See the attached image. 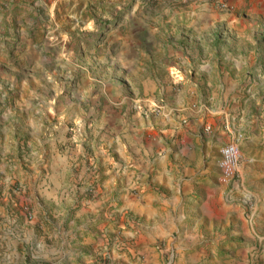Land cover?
I'll return each mask as SVG.
<instances>
[{
    "label": "rangeland",
    "instance_id": "374dc122",
    "mask_svg": "<svg viewBox=\"0 0 264 264\" xmlns=\"http://www.w3.org/2000/svg\"><path fill=\"white\" fill-rule=\"evenodd\" d=\"M221 87L234 90L206 97ZM119 122L124 153L106 137ZM259 134L264 0H0V264H174L200 206L217 215L202 229L217 257L240 247L225 264H264ZM137 140L157 145L151 163ZM226 143L241 156L222 186ZM147 197L188 221L147 236Z\"/></svg>",
    "mask_w": 264,
    "mask_h": 264
},
{
    "label": "crops",
    "instance_id": "0c3cea01",
    "mask_svg": "<svg viewBox=\"0 0 264 264\" xmlns=\"http://www.w3.org/2000/svg\"><path fill=\"white\" fill-rule=\"evenodd\" d=\"M190 57L192 58L193 55L190 53ZM208 85H211V82H207ZM233 87H227L224 88L221 87L218 90L215 91V89L206 88V97H209L213 99L215 95H218L219 92L221 94L228 95L231 91H233ZM109 123V121H108ZM125 125L122 122H119L117 126H114L115 132L111 135L113 136H106L108 139H110L111 142H113V148L112 152H120L124 153V148H126L127 144L122 139L125 136ZM132 128V127H131ZM132 130H135V128H132ZM105 131H107L105 129ZM255 132H252L251 141H255ZM260 137H262L261 143L264 142V135L259 134ZM109 141V142H110ZM155 145L152 141H147L145 143H142L141 140H137V142L134 144V147H136L139 151L142 150L144 154L146 155L147 161L151 163L153 160ZM82 155H84L83 151L81 152ZM55 161V160H54ZM63 161H60L56 163L57 165L52 164L55 171L58 173L59 171H63L65 168L63 165ZM122 167L121 164H119L118 171ZM117 171V173H118ZM153 165L150 167V172L154 174L153 180L161 186L173 188L174 185L171 183L169 175L166 172H154ZM57 175V174H55ZM54 175V176H55ZM178 190H181V187H178ZM262 199H263V205L261 207H255V210L252 212V215L254 217L255 222H259L261 227L264 226V187H263V193H262ZM137 204L134 206L135 211L139 213H152V218L154 220V223L150 226H147V236L149 237H157L158 229L162 230L164 228H168L170 223H177L180 222L183 224V222L188 221L187 218H184L183 215L180 214L178 207H173L172 209L169 207L164 216L159 217L158 215V208L152 204V198L147 197L146 199H138L136 200ZM193 205V203L191 204ZM196 211L194 215L192 216L191 225L190 227H186V225L183 224V234L178 237L176 240L173 241V244L175 245V249L179 250V254H177V261L174 262V264H201L199 261L204 260L207 257H214V259H222L223 262L217 261L219 264H225L231 262V260H235L234 256L237 254H246L245 249H242L240 247L231 250L229 255H217L216 245L218 244V238H211L207 237L205 235V232L202 231V229L212 228L213 223L216 220V213L214 209L211 207H205L200 206L196 207ZM173 210V212H171ZM178 210V211H177ZM232 216V215H231ZM181 217H183L181 219ZM199 228V231H198ZM241 228V227H240ZM236 229L233 231L234 238L232 240H237L236 238H241L243 242L250 241L251 235H247L243 229ZM212 239V240H211ZM215 239V240H214ZM213 247V248H212ZM224 258V259H223Z\"/></svg>",
    "mask_w": 264,
    "mask_h": 264
},
{
    "label": "built area",
    "instance_id": "2783aa9c",
    "mask_svg": "<svg viewBox=\"0 0 264 264\" xmlns=\"http://www.w3.org/2000/svg\"><path fill=\"white\" fill-rule=\"evenodd\" d=\"M223 6H225L224 3ZM240 156L238 147L233 143H226L220 148L217 161L220 171L218 180L220 185L228 186L232 181L239 165Z\"/></svg>",
    "mask_w": 264,
    "mask_h": 264
}]
</instances>
